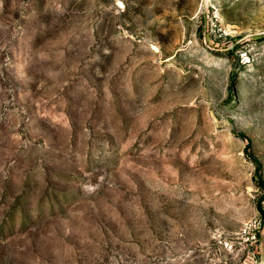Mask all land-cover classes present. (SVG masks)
Here are the masks:
<instances>
[{
  "label": "rangeland",
  "instance_id": "rangeland-1",
  "mask_svg": "<svg viewBox=\"0 0 264 264\" xmlns=\"http://www.w3.org/2000/svg\"><path fill=\"white\" fill-rule=\"evenodd\" d=\"M248 144L264 0H0V264H264Z\"/></svg>",
  "mask_w": 264,
  "mask_h": 264
},
{
  "label": "trees",
  "instance_id": "trees-1",
  "mask_svg": "<svg viewBox=\"0 0 264 264\" xmlns=\"http://www.w3.org/2000/svg\"><path fill=\"white\" fill-rule=\"evenodd\" d=\"M239 137L245 139V136L240 134L238 135ZM251 146L250 144H248L246 146V149H245V154L246 156L249 158V160L252 161V163L255 165L256 167V176H258V185L264 190V181L262 179V174H261V170H262V166H261V163L260 161L253 155V153L251 152L250 150ZM263 202H264V195L263 197L258 201V204H257V209L261 212H263Z\"/></svg>",
  "mask_w": 264,
  "mask_h": 264
},
{
  "label": "built area",
  "instance_id": "built-area-1",
  "mask_svg": "<svg viewBox=\"0 0 264 264\" xmlns=\"http://www.w3.org/2000/svg\"><path fill=\"white\" fill-rule=\"evenodd\" d=\"M261 226H262V223L257 222L244 231V234L247 237L248 241L253 242V243L258 241V237H259L258 233L260 231Z\"/></svg>",
  "mask_w": 264,
  "mask_h": 264
}]
</instances>
